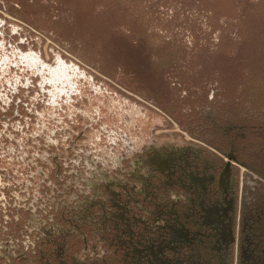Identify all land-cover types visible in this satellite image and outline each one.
Wrapping results in <instances>:
<instances>
[{
  "label": "rangeland",
  "instance_id": "rangeland-1",
  "mask_svg": "<svg viewBox=\"0 0 264 264\" xmlns=\"http://www.w3.org/2000/svg\"><path fill=\"white\" fill-rule=\"evenodd\" d=\"M0 264H264V0H0Z\"/></svg>",
  "mask_w": 264,
  "mask_h": 264
},
{
  "label": "flooded vegetation",
  "instance_id": "flooded-vegetation-1",
  "mask_svg": "<svg viewBox=\"0 0 264 264\" xmlns=\"http://www.w3.org/2000/svg\"><path fill=\"white\" fill-rule=\"evenodd\" d=\"M55 72L58 73V76L55 75ZM50 79L54 82L69 80V75H68V71L66 70V67L58 66L56 69L51 70Z\"/></svg>",
  "mask_w": 264,
  "mask_h": 264
},
{
  "label": "bare ground",
  "instance_id": "bare-ground-1",
  "mask_svg": "<svg viewBox=\"0 0 264 264\" xmlns=\"http://www.w3.org/2000/svg\"><path fill=\"white\" fill-rule=\"evenodd\" d=\"M55 75H56V76H58V73H57V72H55ZM54 79H55V78H54Z\"/></svg>",
  "mask_w": 264,
  "mask_h": 264
}]
</instances>
